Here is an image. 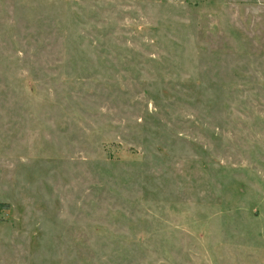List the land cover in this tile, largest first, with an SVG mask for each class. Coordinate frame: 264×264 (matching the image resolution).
Listing matches in <instances>:
<instances>
[{"label": "rangeland", "instance_id": "1", "mask_svg": "<svg viewBox=\"0 0 264 264\" xmlns=\"http://www.w3.org/2000/svg\"><path fill=\"white\" fill-rule=\"evenodd\" d=\"M0 264H264V0H0Z\"/></svg>", "mask_w": 264, "mask_h": 264}]
</instances>
